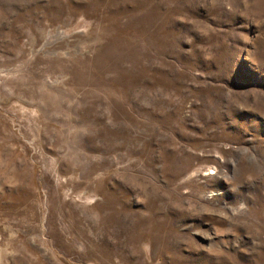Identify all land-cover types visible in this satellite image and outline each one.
Returning <instances> with one entry per match:
<instances>
[{
  "label": "rangeland",
  "instance_id": "rangeland-1",
  "mask_svg": "<svg viewBox=\"0 0 264 264\" xmlns=\"http://www.w3.org/2000/svg\"><path fill=\"white\" fill-rule=\"evenodd\" d=\"M0 264H264V0H0Z\"/></svg>",
  "mask_w": 264,
  "mask_h": 264
}]
</instances>
